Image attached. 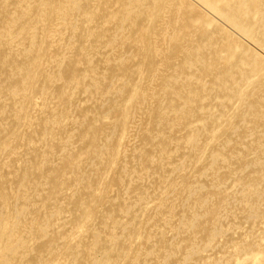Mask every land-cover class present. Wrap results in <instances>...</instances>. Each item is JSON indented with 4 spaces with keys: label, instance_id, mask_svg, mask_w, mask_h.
<instances>
[{
    "label": "bare ground",
    "instance_id": "1",
    "mask_svg": "<svg viewBox=\"0 0 264 264\" xmlns=\"http://www.w3.org/2000/svg\"><path fill=\"white\" fill-rule=\"evenodd\" d=\"M0 264H264V0H0Z\"/></svg>",
    "mask_w": 264,
    "mask_h": 264
}]
</instances>
